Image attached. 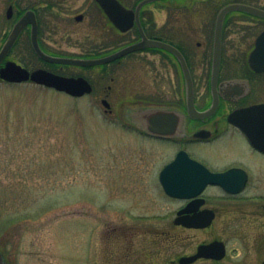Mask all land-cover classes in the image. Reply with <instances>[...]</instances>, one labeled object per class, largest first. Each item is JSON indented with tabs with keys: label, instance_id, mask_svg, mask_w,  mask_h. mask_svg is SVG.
<instances>
[{
	"label": "flooded vegetation",
	"instance_id": "af4514ba",
	"mask_svg": "<svg viewBox=\"0 0 264 264\" xmlns=\"http://www.w3.org/2000/svg\"><path fill=\"white\" fill-rule=\"evenodd\" d=\"M237 2L264 9V4L255 0ZM215 3L216 0H0V54L7 48L0 58V71L8 64L30 73L44 69L67 77H83L91 81L93 90L92 81H110L102 98L108 102L106 112L110 115L114 113L109 100L113 83L122 81L123 109L118 116L125 128L149 144L161 143L175 149L155 174L161 194L170 203L169 221L148 222L140 216L136 222L125 221L108 228L106 264H264V147L253 144L240 126L241 122L253 123L264 139V109L241 113L246 108L264 106V70L249 63L264 26L254 35L253 31L264 23V16L227 13L221 64L213 84L216 20L229 2L221 4L216 15ZM210 6V13L195 12ZM251 38L245 65L241 63L242 72L232 75L225 71L228 59L233 60L231 65L238 71L237 55ZM149 41L160 44L150 45ZM141 42L147 44L107 62L79 64L59 60L99 59ZM172 47L180 51L190 69L196 111L189 109L188 80ZM226 53L232 57H226ZM0 81L10 80L0 75ZM213 106L209 114L199 115ZM142 107L163 109L168 116L177 117L175 133H154L138 120L128 118L129 109ZM170 123L169 120L168 127ZM233 140L241 144L242 152L232 149ZM208 151L217 161L223 157L224 163H214L201 155ZM179 154L183 157L168 174L167 191L162 173L177 161ZM200 166L211 173L231 174L225 180L204 185L207 176ZM0 251L7 264H14L1 248Z\"/></svg>",
	"mask_w": 264,
	"mask_h": 264
},
{
	"label": "rangeland",
	"instance_id": "374dc122",
	"mask_svg": "<svg viewBox=\"0 0 264 264\" xmlns=\"http://www.w3.org/2000/svg\"><path fill=\"white\" fill-rule=\"evenodd\" d=\"M237 1L245 0H216L214 14ZM252 38L237 55L238 71L232 59L225 71L242 72ZM92 82V93L74 97L32 81H0V248L14 264H106L108 228L140 216L169 221L170 203L155 174L175 149L125 128L118 116L122 81L109 96L113 115L102 103L110 81ZM230 145L242 152L238 141Z\"/></svg>",
	"mask_w": 264,
	"mask_h": 264
},
{
	"label": "water",
	"instance_id": "95a60500",
	"mask_svg": "<svg viewBox=\"0 0 264 264\" xmlns=\"http://www.w3.org/2000/svg\"><path fill=\"white\" fill-rule=\"evenodd\" d=\"M235 10L245 11V12L257 14L260 16H264V9L255 7L253 5L245 4V3H240V2L230 3L224 6L220 10L217 20H216V26H215V47L213 51V75H212L213 84H215L216 80L218 79V74H219V69H220V64H221V39H222L224 20L228 12L235 11ZM145 44L147 43L141 42V43L129 46L127 48H124L122 50H119L118 52H115L106 57L94 59V60L93 59L91 60L59 59V60H61L62 62H73V63H79V64L102 63V62L113 60L121 56L122 54L130 50H133L135 48H138L140 46H144ZM148 44L156 45L160 43H157L156 41H149ZM6 50L7 48H5L1 52L0 58L5 53ZM172 50L175 51L177 56L180 58L185 77L188 80L187 82H188V87H189V98H188L189 109L192 111H196L194 104H193L192 76H191L190 69L187 65V62L185 61L184 56L180 53V51L173 47H172ZM250 63L254 68L258 70H264V32L259 38L257 49L254 51V53L250 57ZM0 75L2 78L10 80L8 82H24L23 80L32 78L33 80H35L33 82L37 84L44 85L50 88H54L58 91L66 92L72 96H82L84 94L90 93L93 90L92 84L83 77L74 78V77L61 76V75L54 74L44 69L36 70L30 73L29 71L22 69L19 66L8 64L6 67L1 69ZM103 103L108 106V103L105 99L103 100ZM214 108L215 107L213 106L209 111L199 114V115L209 114L212 110H214ZM263 109H264V106H256V107L246 108L242 110L241 113L245 115L246 113L250 114V111H257V110H263ZM129 111H130V115H128V118L131 121L136 122L138 120L140 124L148 128L151 132L174 134L176 131L177 123H178L177 117L168 116L167 114L168 112H166L163 109L142 107V108H138L135 110L129 109ZM169 120L171 121V123L169 124V127H168L167 124ZM141 121L143 122L141 123ZM240 126L246 132V134L248 135L249 139L251 140L253 144L261 148L264 147V139L261 137L262 134L255 127L253 123H250L248 121L241 122ZM180 154L178 155L177 161L168 165L162 173V183L164 184L167 191H169L168 174L172 172V169L176 164L179 165V163L181 162L180 158L183 157V155H180ZM190 162L197 165L192 160H190ZM199 169H201L202 173L206 174L207 176L206 180L203 183L204 185L208 182H218V181H221L222 179L225 180V178L231 174V172L225 173V174L211 173L207 169L203 168L202 166H200ZM0 264H7L4 260V257L1 251H0Z\"/></svg>",
	"mask_w": 264,
	"mask_h": 264
}]
</instances>
